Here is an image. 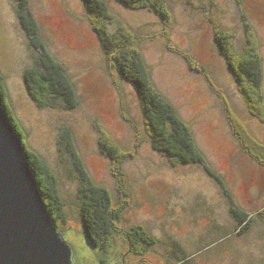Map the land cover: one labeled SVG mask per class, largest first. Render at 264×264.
<instances>
[{"label": "rangeland", "instance_id": "obj_1", "mask_svg": "<svg viewBox=\"0 0 264 264\" xmlns=\"http://www.w3.org/2000/svg\"><path fill=\"white\" fill-rule=\"evenodd\" d=\"M165 2L169 21L148 9L109 5L125 31L137 35L136 48L155 88L189 126L205 162L223 178L238 206L257 220L248 232L237 234L224 190L201 165L172 164L151 146L137 90L118 78L82 0H29L42 38L74 84L78 104L72 109L55 99L52 106L39 107L31 98L24 74L35 66L37 54L19 23L16 1L0 0V70L9 101L29 147L59 177L70 224L64 239L73 264L98 262L76 219L83 182L73 160L61 153L66 129L94 182L108 188L114 205L122 207L118 233L107 239L108 264H169L171 241L194 255L196 264H264V217L256 214L264 207V112H255L256 105L249 110L238 75L229 71L215 40L231 41L235 65L256 50L264 102V0ZM107 25L115 32L117 22ZM103 141L117 149L119 162L107 157ZM133 225L157 240L142 255L133 254L124 238Z\"/></svg>", "mask_w": 264, "mask_h": 264}, {"label": "trees", "instance_id": "obj_2", "mask_svg": "<svg viewBox=\"0 0 264 264\" xmlns=\"http://www.w3.org/2000/svg\"><path fill=\"white\" fill-rule=\"evenodd\" d=\"M15 1L21 28L28 38L29 46L37 54L35 66L26 69L24 74L28 93L39 107L49 106L55 100L61 102L63 107L69 109L76 107L78 98L74 84L65 66L50 52L42 38L39 22L29 8V0ZM109 2H116L133 10L148 9L160 19L169 21V8L166 7L165 0H82V5L86 14L95 21L93 30L100 40L104 55L111 62L114 71L116 70L118 78L132 82L137 90L143 122L150 135L151 146L166 156L172 164L201 165L224 190L229 212L236 223L234 228L237 229V234L248 232L257 220L250 212L238 206L235 197L226 190L223 178L205 162V156L198 148L189 126L181 119L173 104L155 88L142 54L136 48L137 35L130 30L125 31L121 19L116 17ZM113 21L117 22L118 25L115 26V32H112L107 25L108 22L112 23ZM246 26L248 27L247 23ZM222 38V40L215 38L216 42L219 43V54L228 59V68L233 76H243L244 82L243 79L238 80V77L236 78L239 81L238 88H240L244 101L246 103L251 102L249 110L252 111L255 108V112H264V102L261 101L262 96L260 94L263 69L261 59L256 55V50L248 53L249 55L247 54L248 56L243 57L240 61H236L235 65L231 60L233 57L236 59V55L233 54L230 59L232 54L231 41L226 36H222ZM248 90H253V98ZM0 103L22 142L24 156L34 172L57 230L65 238V230L70 224L67 220L66 203L63 199L59 177L46 160L29 147L27 132L9 101L5 77L1 70ZM231 118H233V114ZM63 133L66 144L61 153L68 154L73 160L79 179L83 182L79 189L80 205L76 219L80 223L85 240L90 244V247L94 248L92 250L96 251L94 254L98 264H108L110 243L107 239H111L112 235L118 233L122 207L115 206L109 189L104 185L95 183L89 175L81 160L72 131L66 129ZM102 146L108 158L119 162L116 148L104 141ZM256 214H259L261 218L264 217V207ZM76 219H72L73 223L77 221ZM124 232V238L133 254L142 255L141 253H145L157 243V240L147 234L141 225L130 226ZM171 243L174 250L169 255L172 257L169 264H196L195 259L193 260L194 255L188 254L174 241ZM199 250L197 251L199 252Z\"/></svg>", "mask_w": 264, "mask_h": 264}, {"label": "water", "instance_id": "obj_3", "mask_svg": "<svg viewBox=\"0 0 264 264\" xmlns=\"http://www.w3.org/2000/svg\"><path fill=\"white\" fill-rule=\"evenodd\" d=\"M0 103V264H73Z\"/></svg>", "mask_w": 264, "mask_h": 264}]
</instances>
